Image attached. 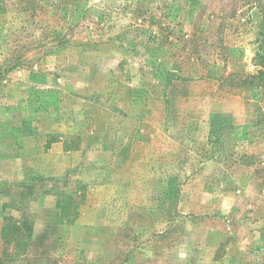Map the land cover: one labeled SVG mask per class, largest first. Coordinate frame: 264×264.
<instances>
[{
	"label": "rangeland",
	"instance_id": "rangeland-1",
	"mask_svg": "<svg viewBox=\"0 0 264 264\" xmlns=\"http://www.w3.org/2000/svg\"><path fill=\"white\" fill-rule=\"evenodd\" d=\"M58 6L0 0V264H264V0Z\"/></svg>",
	"mask_w": 264,
	"mask_h": 264
},
{
	"label": "trees",
	"instance_id": "trees-1",
	"mask_svg": "<svg viewBox=\"0 0 264 264\" xmlns=\"http://www.w3.org/2000/svg\"><path fill=\"white\" fill-rule=\"evenodd\" d=\"M59 6L61 9H67L65 7H68L71 4L75 3H81V0H58ZM79 24V23H77ZM20 63L17 62V65L13 68H19ZM1 74V73H0ZM181 76L178 75L177 78H180ZM223 80L222 83H227L228 81L230 84H228V88L230 89H247L249 87H261L264 89V71H259L256 75H245L240 70H235L226 77L221 78ZM219 78V80H221ZM238 80L237 85H232L233 82H236ZM226 85V84H225ZM72 201V200H70ZM70 202H67V204L61 205V211L62 216L64 218H67V213L70 210ZM2 238L7 241V243H10L13 241L16 246L19 244V240H24L26 242L32 241L33 234L31 231V227L28 222H21L20 220L16 218H6L4 220V224L2 227Z\"/></svg>",
	"mask_w": 264,
	"mask_h": 264
}]
</instances>
